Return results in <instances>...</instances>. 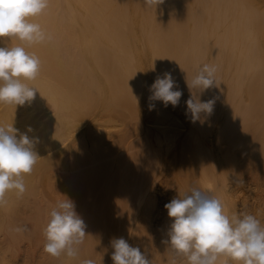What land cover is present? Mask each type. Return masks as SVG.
<instances>
[{
  "label": "bare ground",
  "instance_id": "1",
  "mask_svg": "<svg viewBox=\"0 0 264 264\" xmlns=\"http://www.w3.org/2000/svg\"><path fill=\"white\" fill-rule=\"evenodd\" d=\"M33 22L52 37L27 47L41 60L38 77L27 81L36 97L16 108L0 104V126L31 128L41 158L25 176L26 193H9L0 207V264L18 257L23 243L32 262L64 196L87 236L78 257L45 253L49 264H114L111 241L120 237L151 264H171L174 253L162 240L172 220L148 227L156 183L172 185L167 203L197 187L229 216L239 214L243 182L264 180V0H165L157 10L144 0H49ZM19 43L0 39V46ZM205 64L217 68L220 86L191 92L186 80ZM165 71L183 93L176 107L149 100ZM192 96L215 99L213 112L193 122ZM252 206L264 226V193Z\"/></svg>",
  "mask_w": 264,
  "mask_h": 264
},
{
  "label": "clouds",
  "instance_id": "2",
  "mask_svg": "<svg viewBox=\"0 0 264 264\" xmlns=\"http://www.w3.org/2000/svg\"><path fill=\"white\" fill-rule=\"evenodd\" d=\"M164 3L165 0H144L147 7L155 10ZM48 4L49 0H0V39L20 42L0 46V104L16 108L31 104L36 97L38 89L27 81L38 77L41 60L35 53L27 51V47L52 39L40 24L33 22L45 12ZM216 72L215 66L203 65L193 79L186 80L188 89L203 92L218 88ZM150 91L149 100L161 101L165 107L169 104L176 107L183 95L170 71L158 76ZM186 104L187 113L195 122L201 114L213 112L215 99L202 102L192 96ZM154 107V104L149 105L150 110ZM31 131V128L27 130ZM27 132L20 133L13 124L0 126V207L7 205L9 193H15L18 198L26 193L25 176L33 172L41 158L36 151L39 138L30 137ZM64 197L51 210L43 229V251L52 257L76 258L87 236L86 225L75 211L74 202ZM164 207L172 223L167 232L168 239L162 243L174 253L171 264H177V256L185 258L187 264H217L220 257L235 264H264V226L254 215L229 216L220 199L197 187L183 195L178 194ZM14 231H27V228ZM111 246L114 264H151L140 247L132 246L123 237L114 238ZM80 264H94V261L84 259Z\"/></svg>",
  "mask_w": 264,
  "mask_h": 264
},
{
  "label": "rangeland",
  "instance_id": "3",
  "mask_svg": "<svg viewBox=\"0 0 264 264\" xmlns=\"http://www.w3.org/2000/svg\"><path fill=\"white\" fill-rule=\"evenodd\" d=\"M246 173L247 172H245V174ZM263 176L264 175H262V177ZM165 178L167 180V177H164V180H165ZM254 179L255 178L249 179V180L247 179L242 184L243 191H242L241 196H243V197L245 196L247 201L245 204H241V203H240L241 205L239 204L240 205L238 207L239 214L240 213H249L250 214L252 210L250 211L248 208L251 207V209H252L254 207L252 205H254L255 199L260 196V193H261V195H263V193H264V191H263L264 190V184H262L264 182V180L261 181V179H260L259 181H261V184L259 185L256 182H254ZM156 184H154V186H156V187H153L154 190L157 188V190H155V193H153V194H155V196H154V207H153V211H152V215H151L152 217L149 218L150 222L148 224V227H149L151 232L156 231L157 229H159L160 227L165 225L163 223L167 222V219L169 217H168L166 212H162V211H167L164 207L165 203H167V201H166L167 197L166 196H168V197L170 196V193L172 192L171 189L173 188L171 184L169 185L167 183V181L165 183H161V184L158 183L159 185L158 184L156 185ZM248 210L250 212H248ZM157 216H159V217H157ZM159 221H161V222H159ZM27 252H29L27 250V246L25 243H23L21 250L18 253V257L16 256V257H13L12 259H10V264H16L18 261H19L18 262L19 264H47V263L49 264V262L52 261V260L50 261V259H52L50 257H49V259H47L48 256L46 258H44L45 252L40 247H37L34 254L32 255V262H30V259H29ZM16 259H17V262H15Z\"/></svg>",
  "mask_w": 264,
  "mask_h": 264
}]
</instances>
